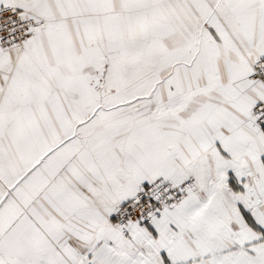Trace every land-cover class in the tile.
<instances>
[{"label": "snow or ice", "instance_id": "1", "mask_svg": "<svg viewBox=\"0 0 264 264\" xmlns=\"http://www.w3.org/2000/svg\"><path fill=\"white\" fill-rule=\"evenodd\" d=\"M0 264H264V0H0Z\"/></svg>", "mask_w": 264, "mask_h": 264}]
</instances>
